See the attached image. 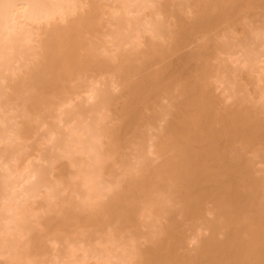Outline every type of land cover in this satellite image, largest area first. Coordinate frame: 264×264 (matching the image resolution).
Listing matches in <instances>:
<instances>
[{
    "label": "bare ground",
    "instance_id": "1",
    "mask_svg": "<svg viewBox=\"0 0 264 264\" xmlns=\"http://www.w3.org/2000/svg\"><path fill=\"white\" fill-rule=\"evenodd\" d=\"M0 264H264V0H0Z\"/></svg>",
    "mask_w": 264,
    "mask_h": 264
}]
</instances>
